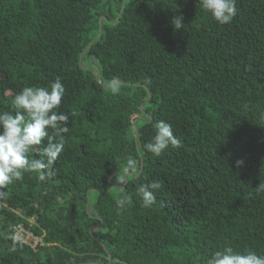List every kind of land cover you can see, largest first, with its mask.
Segmentation results:
<instances>
[{
    "label": "trees",
    "instance_id": "16d2710c",
    "mask_svg": "<svg viewBox=\"0 0 264 264\" xmlns=\"http://www.w3.org/2000/svg\"><path fill=\"white\" fill-rule=\"evenodd\" d=\"M236 6L220 25L199 0H0V111L60 77L69 114L54 173L0 187V264H206L226 244L264 254V0ZM159 120L182 145L157 157L145 145ZM120 175L131 199L118 212ZM152 180L163 187L144 208L136 190Z\"/></svg>",
    "mask_w": 264,
    "mask_h": 264
},
{
    "label": "clouds",
    "instance_id": "9594fccd",
    "mask_svg": "<svg viewBox=\"0 0 264 264\" xmlns=\"http://www.w3.org/2000/svg\"><path fill=\"white\" fill-rule=\"evenodd\" d=\"M199 4L220 25L230 24L238 13L236 0H199ZM171 23L175 31L183 29L182 16L174 15ZM118 86L119 79L113 78L110 87L114 93ZM65 91L60 77L46 87L26 86L15 95L10 110L0 111V187L23 180L26 172L48 170L54 173V165L65 148L64 134L69 132V114L59 111ZM154 129L155 134L145 145L148 152L159 157L170 146L181 147L182 141L174 134L170 123L159 120ZM44 141L46 143L42 145ZM33 153L37 158H30ZM243 163V160H237L236 166ZM128 169L135 170L132 158L128 159L125 171ZM38 179L44 181L45 175L39 174ZM116 180L121 195L115 204L120 212L127 210L131 197L123 188L127 183L126 175H120ZM162 187V181L157 180L140 184L136 194L141 206L150 208L156 204V192ZM257 190L264 192V183H260ZM206 264H264V254L247 249L237 251L226 244L214 251Z\"/></svg>",
    "mask_w": 264,
    "mask_h": 264
},
{
    "label": "built area",
    "instance_id": "2783aa9c",
    "mask_svg": "<svg viewBox=\"0 0 264 264\" xmlns=\"http://www.w3.org/2000/svg\"><path fill=\"white\" fill-rule=\"evenodd\" d=\"M16 237L24 242L25 244L35 248L39 242V239L31 232H28L23 225H20L16 228Z\"/></svg>",
    "mask_w": 264,
    "mask_h": 264
},
{
    "label": "water",
    "instance_id": "95a60500",
    "mask_svg": "<svg viewBox=\"0 0 264 264\" xmlns=\"http://www.w3.org/2000/svg\"><path fill=\"white\" fill-rule=\"evenodd\" d=\"M100 81H102V79H100ZM138 136H139V134H138ZM113 261H114V259H112V263H113Z\"/></svg>",
    "mask_w": 264,
    "mask_h": 264
}]
</instances>
